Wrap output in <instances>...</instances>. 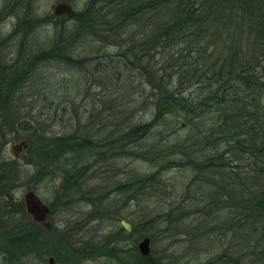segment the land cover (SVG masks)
<instances>
[{"label": "rangeland", "instance_id": "rangeland-1", "mask_svg": "<svg viewBox=\"0 0 264 264\" xmlns=\"http://www.w3.org/2000/svg\"><path fill=\"white\" fill-rule=\"evenodd\" d=\"M59 2L68 3L71 13L83 7L82 0H0V107L6 104L15 119L25 121L15 127L0 121V168L10 169L5 187L8 198L0 199V223L7 213L18 211L16 205H22L28 190L48 206L56 204L52 230L28 238L34 240L35 255L30 260L24 255L19 263L9 264H48V258L53 264H224L217 262L222 252L232 258L248 252L238 264H264V234L253 237L254 242L260 238L258 243L250 242L245 248L240 243L239 247V230L219 226L218 219L226 216V210L217 211L222 204L205 197L208 188L202 181L203 172L184 164L159 167L164 161H178L179 148L188 149L199 137L192 127L184 126L180 119L174 123V117L168 115L158 119L141 139L139 132L131 141L119 139L151 121L153 100L148 95L157 89L143 85L137 70V76L129 75V84L127 71L115 65L119 61L115 47L98 49V43L86 39L73 46L70 60L47 59L56 33L63 24H71L68 15H52V7ZM36 20L40 21L37 25ZM97 56L102 57L94 59ZM155 60L163 62L159 56ZM102 66L105 71L100 70ZM173 127L174 134L168 135ZM74 135L79 143L92 140L94 147L83 148L78 160L63 155L54 160L53 167L42 164L35 168L29 164L34 161L31 154L24 153L19 162L9 152L13 144L27 137ZM107 141L110 146H104ZM224 158L227 161L228 155ZM12 160L15 165L6 164ZM73 163V177L68 182L61 176L47 180L48 169L70 170ZM142 178L144 189L131 187L133 180ZM123 185L132 189L125 192ZM107 207L117 212L113 222L105 214ZM72 227H76V235L71 240L77 244L64 243L62 239ZM142 237L149 239L144 260L136 249ZM5 238H1L0 263L18 257ZM28 247L26 243L25 249Z\"/></svg>", "mask_w": 264, "mask_h": 264}, {"label": "trees", "instance_id": "trees-1", "mask_svg": "<svg viewBox=\"0 0 264 264\" xmlns=\"http://www.w3.org/2000/svg\"><path fill=\"white\" fill-rule=\"evenodd\" d=\"M82 1L79 11L66 16L71 24H63L56 33L58 37L48 49L47 59L70 60L73 46L86 39L98 43V49L115 47L119 57L115 65L127 71L126 81L132 84L129 75L131 78L138 75L143 85L157 89L148 95L153 100L151 121L138 125L119 139L131 141L137 132L141 139L158 119L168 115L174 117V123L180 119L184 126L192 127L199 137L187 145L188 149L179 148L178 161L168 160L158 166L184 164L195 172H203L202 181L208 188L206 199H217L214 203L222 204L217 211L226 210L225 218L218 219L219 226L239 230V247L240 243L243 248L247 247L258 234L261 238L264 234V0ZM39 22L36 20L35 24ZM156 56L163 60L161 64L155 60ZM105 69V66L100 68ZM6 90L10 91V87ZM0 108L1 123L15 127L19 121L8 111L9 107L5 104ZM175 127L168 129V135L174 134ZM82 140L79 143L75 135L74 138L27 137L25 153L33 157V167L42 164L53 167L54 160L62 159L63 155L78 160L83 148L94 147L92 140ZM110 144L107 141L104 146ZM225 155H228L227 161L223 160ZM9 162L6 164L15 165V161ZM75 165H71V172L69 169H48L45 172L47 180L61 176L64 183L68 182L73 177ZM7 169L6 166L0 168L2 200L8 198L5 187L9 184L6 175L10 169ZM144 183L142 178L130 184L132 188L141 186L144 189ZM131 187L123 185L121 189L128 192ZM55 205L48 207L52 216ZM16 207L18 211L7 213L0 223V244L1 238L6 237L18 257L11 256L9 261L3 259L0 264L19 263L18 259L24 255L30 260L35 249L34 240L28 238L52 230L31 224L23 206ZM106 209L107 218L115 221L116 210ZM67 230L69 232L62 239L64 243L77 244L71 240L76 235V227ZM226 254L222 252L217 262L238 264L248 252L234 254L233 258Z\"/></svg>", "mask_w": 264, "mask_h": 264}, {"label": "water", "instance_id": "water-1", "mask_svg": "<svg viewBox=\"0 0 264 264\" xmlns=\"http://www.w3.org/2000/svg\"><path fill=\"white\" fill-rule=\"evenodd\" d=\"M71 7L68 3L59 2L52 7L53 16H62L71 14ZM27 148V144L24 141H20L17 144H13L10 147V153L15 157L21 150ZM56 184H59L60 180H55ZM22 206L24 212L30 217L32 223H36L44 229L51 228V215L47 206L38 199L35 193L31 190L26 191L22 196ZM125 230L129 231V227L125 226ZM137 252L140 256L145 257L149 254V239L142 237L136 245ZM48 264H53L51 258H48Z\"/></svg>", "mask_w": 264, "mask_h": 264}, {"label": "flooded vegetation", "instance_id": "flooded-vegetation-1", "mask_svg": "<svg viewBox=\"0 0 264 264\" xmlns=\"http://www.w3.org/2000/svg\"><path fill=\"white\" fill-rule=\"evenodd\" d=\"M22 141H24L26 144H27V148L26 149H24V150H21L19 153H17V156H13L11 153V156H12V158L14 159V160H16V161H19V162H22L23 161V154L27 151V149H28V143H27V141L26 140H22ZM10 149V148H9ZM9 152H10V150H9ZM31 163L30 164H34V161L32 160V161H30ZM29 191V190H28ZM46 205V204H45ZM47 206V208L49 207L48 205H46ZM49 209V208H48ZM50 212V211H49ZM50 215H51V213H50ZM29 217V216H28ZM30 218V217H29ZM30 222H31V219H30ZM31 224H35V225H37V226H40V225H38V224H36V223H32L31 222ZM41 227V226H40ZM43 228V227H42ZM51 228H52V223H51ZM50 228V229H51ZM49 229V230H50ZM43 230H46V231H49L48 229H44L43 228Z\"/></svg>", "mask_w": 264, "mask_h": 264}]
</instances>
